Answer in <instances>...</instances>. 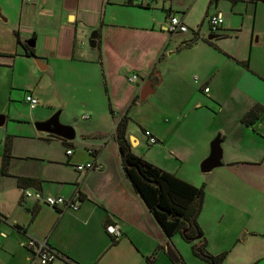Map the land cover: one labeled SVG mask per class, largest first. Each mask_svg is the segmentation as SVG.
<instances>
[{
  "label": "crops",
  "instance_id": "obj_1",
  "mask_svg": "<svg viewBox=\"0 0 264 264\" xmlns=\"http://www.w3.org/2000/svg\"><path fill=\"white\" fill-rule=\"evenodd\" d=\"M128 1L0 0L6 15L5 25H0L6 34L0 35V114L4 116L0 165L6 136L11 139V157L5 170L0 169V264H38L37 257L24 246L29 237L45 238L61 253L53 264H115L117 260L120 264H155L162 256L170 259L165 243L171 236L164 234L126 176L115 137L117 119L141 93L147 98L158 92L164 102L178 105L182 121L190 109L201 106L188 88L193 70L201 75H193L201 90L207 87L206 92L213 93L221 84L230 83L242 94L245 106L228 121L230 126L238 124V135L247 127L255 131L262 127L257 122L264 115L251 125L240 118L253 103L264 105V0H208L205 18L220 12L223 21L214 30L208 24L207 34L201 32L200 23V37L188 45L180 44L191 36L174 41L176 32L164 28L172 13L186 23L185 11L180 15L174 0H148L146 6ZM91 33L95 45L88 48L85 44ZM28 41H33V55L25 52L23 44ZM182 50L194 56L192 70L184 63L172 64L173 53ZM16 56L25 60L23 71L37 75L36 82L45 89L30 91L45 103L36 117L44 120L48 110L58 108L60 121L75 127L73 139L58 137L64 147L58 157L30 152L7 123L18 117L6 110L11 107L16 72H21L20 66H15ZM31 57L39 71L33 70ZM220 58L226 63L220 64ZM245 61L247 66L242 63ZM132 73L139 74L136 82L128 80ZM209 81L213 88L207 86ZM71 109L92 112L88 127H77L76 120H70ZM162 115L165 121L161 118V124L149 129L164 139L162 124H171L169 114ZM217 134L221 137L222 167L209 179L211 194L207 199L204 192L197 218L206 248L212 254L227 251L221 264H264V150L243 154L230 143L225 148L227 134ZM126 137L135 152L132 146L138 144L139 137L127 127ZM233 140L232 144H237V139ZM260 142L256 147L263 144ZM208 153L206 146L194 162L198 164ZM89 160L100 163L101 168L76 169V164ZM173 173L195 184L178 171ZM18 176L38 182L20 186ZM23 189L61 195L78 207L62 204L54 208L42 199L24 195ZM110 223L120 225L121 235L116 240L105 230Z\"/></svg>",
  "mask_w": 264,
  "mask_h": 264
},
{
  "label": "rangeland",
  "instance_id": "obj_2",
  "mask_svg": "<svg viewBox=\"0 0 264 264\" xmlns=\"http://www.w3.org/2000/svg\"><path fill=\"white\" fill-rule=\"evenodd\" d=\"M207 4L208 0H174V5L180 10L179 14L182 15L181 11H185L186 23L188 25L187 31L172 34L174 41L190 37L192 35L191 28H197L200 23L201 32L206 34L208 33V21L205 18V8ZM210 7L212 8V6ZM3 17L6 18V15L0 6V25H5ZM0 35L6 34H3L2 30H0ZM179 42L180 41H177V43ZM85 45L88 48L90 47L87 40ZM193 57L194 56H192L191 52L188 50L174 52L171 57L172 64L176 65L178 63H184L189 70H192L194 64H192L191 60ZM16 58L17 62L15 66H20L21 72H16L17 74L15 77L12 100L10 101L11 107L9 106L6 110L12 114V116L17 114L18 117H12V119L8 120L7 123L12 130L20 136L19 143L28 146V150L30 152H42L41 154H44V156L58 157L64 153V147L63 144H61V139L58 140V137L51 136L46 131L38 130L34 125L35 121L40 120L38 119L39 117H36L37 113L40 112V109H43V106L45 107L43 99L33 94L39 101L34 108H31L28 102L24 99V91L31 93L30 91L35 87L37 88V91L40 90L41 92L45 89L41 87V82H36L35 76L37 75L33 76L31 73L23 71L24 68H22V63H24L25 60H22L18 56H16ZM30 61L31 65H34L32 66L33 70L36 69L39 71V67L37 68L35 66L37 63L35 62L36 60L34 57H31ZM225 61L226 59H219L220 64H225ZM186 71L188 74L189 71L187 69ZM191 73L192 74L189 79L191 84L188 88L189 91L192 90L193 100H195V98L199 99L201 106H195L193 109H190V111H186L187 113L185 119L181 121V117L178 113L182 111H180L181 109L178 105H172L164 102L160 98V94L158 92L151 93L144 99L137 97L132 103V99L128 103H131V105L127 110V115L129 117L127 130L129 132H133L139 137L138 144L132 146L133 151H135L133 153L165 170L170 172L178 171L180 174L185 175V177L189 180L195 182L194 185L198 186L203 184L204 192L206 191L205 194H207V199H209V195L211 194L209 179L212 178L215 171L220 169L222 166H217L209 171H202L200 169V162L204 157L200 159L197 164L194 162L195 155L204 147L208 146L209 148L211 139L218 132L227 134V137L223 142V144H225V148L227 147L226 144L230 143L233 147H239L238 151L243 154L245 152L248 154L250 152L255 153L258 149H260L258 151L262 152L264 150V134L262 133V131L264 132V118L260 122H257V125L262 123L261 128L258 129L255 127L257 128V131L254 130V127H247L245 132H241L238 135V124L236 123L230 126L228 121L231 117H234L236 113L241 112L242 107L245 106L242 94L236 93L237 90L235 86L230 83H223L217 87V91L214 89L213 93H208L205 90H201L199 84L195 83L193 79L194 74H197L199 77H201V75L193 70ZM200 80L201 79H199V81ZM207 86H212L213 88V83L209 81L207 82ZM54 90L57 94H59L58 89ZM214 91L217 92V97H214ZM98 105L99 104H95L94 106ZM57 111L58 108L53 111L48 110L49 115H47V117H50ZM69 111L70 112H68L67 116L72 122L76 120L75 124L77 127H88L87 125L93 116L92 112L87 109L82 111L71 109ZM163 113L169 114V124H171H162V127L165 129L166 136L163 139L160 136L154 135L158 137L157 141L149 143L146 135L144 134V129L150 130L149 128L156 126L157 122L161 124V118L165 121L166 117H163ZM82 114L86 115V117L81 118ZM61 118V115L60 117L58 115V119L60 120ZM72 126L74 127V125ZM233 132L237 134L236 137H234ZM99 138L100 139L98 141H101L102 137ZM233 138L237 139V144L235 145L232 144L234 141ZM77 140H80L79 135L75 138L76 147L78 148L79 144ZM257 141H261L260 143L263 144L256 147ZM245 146L249 147V149L243 150ZM206 182L207 184H205ZM193 242H197V239L187 241L180 233H175L171 236V239L165 243V249L166 244H169L176 253L177 257L180 258L177 264H183L182 260H184L187 264H207L204 259L193 253L191 247ZM162 257L163 258L161 259H157L155 264H166L168 261L170 264L173 263L169 258H165L166 256ZM120 263L121 261L119 260L115 262V264ZM141 264L146 263L142 262Z\"/></svg>",
  "mask_w": 264,
  "mask_h": 264
},
{
  "label": "trees",
  "instance_id": "obj_3",
  "mask_svg": "<svg viewBox=\"0 0 264 264\" xmlns=\"http://www.w3.org/2000/svg\"><path fill=\"white\" fill-rule=\"evenodd\" d=\"M128 2H131V0ZM198 30L199 26L197 29H192L191 37L184 39L180 45H188L195 42L200 37ZM17 41H20L19 38H17ZM23 46L26 54H34L30 45L25 43ZM242 63L245 66L248 64L247 61ZM133 101L134 99H132L131 103ZM263 115L264 105L256 102L241 116V121L246 125H251ZM128 119L127 111L123 112L117 119L115 137L125 174L133 188L140 195L167 237L180 233L187 241L197 239V242H193L191 246L193 253L204 259L207 264H221L227 251H222L218 254L209 252L206 249V240L197 221L202 207L204 185H194L180 178L175 173L165 170L133 153L126 137ZM50 135L59 137L53 134ZM10 140V136L7 135L0 165L1 170H5L11 157ZM17 180L20 186L38 182V180L24 176H18ZM196 235H199V237L194 238ZM147 258L151 262V258L149 256ZM177 258L179 261L180 258Z\"/></svg>",
  "mask_w": 264,
  "mask_h": 264
},
{
  "label": "built area",
  "instance_id": "obj_4",
  "mask_svg": "<svg viewBox=\"0 0 264 264\" xmlns=\"http://www.w3.org/2000/svg\"><path fill=\"white\" fill-rule=\"evenodd\" d=\"M131 2L140 5L148 4V0H131ZM207 21L211 30L217 29L223 21L222 14L220 12L210 14L207 18ZM164 28L169 32H185L188 30L187 24L176 13L169 14L168 20ZM137 79V73H132L128 76V80L130 82H136ZM207 89V87H204L205 91ZM24 98L28 102L30 107H34L39 103L38 99L34 97L31 93H26ZM144 134L146 135L147 141L149 143H154L157 141V137L154 136L150 132V130L144 129ZM66 152L70 153L71 149H66ZM75 167L78 170L99 169L101 168V164L89 160L83 163H78L75 165ZM23 193L26 196H34L37 199H42L46 204L54 208H58V206L62 204H65L72 209H77L78 207V204L76 202H74L73 200H67L61 195H43L39 190L32 191L29 189H23ZM105 230L113 237V239H118V237H120L121 235V228L118 223H110L105 225ZM24 246L30 249L33 254L37 257L38 264H53L57 257H62L61 253L51 247L45 238L29 237L24 242Z\"/></svg>",
  "mask_w": 264,
  "mask_h": 264
},
{
  "label": "water",
  "instance_id": "obj_5",
  "mask_svg": "<svg viewBox=\"0 0 264 264\" xmlns=\"http://www.w3.org/2000/svg\"><path fill=\"white\" fill-rule=\"evenodd\" d=\"M28 45H33V41H28ZM88 43L91 46L95 45V34L91 33L88 38ZM145 94L141 93L140 99L145 98ZM58 111L55 112L50 117L44 120H38L34 122L35 127L38 130L46 131L47 133L57 135L65 139H73L75 136V130L72 125L62 123L58 119ZM4 121V116L0 114V124ZM221 137L219 134H216L209 143V153L208 155L200 162V169L202 171H209L212 168L219 166L222 156V148L220 145ZM199 235H196L194 238H198ZM166 252L170 259L174 262L177 261V255L174 250L170 247L169 244H166Z\"/></svg>",
  "mask_w": 264,
  "mask_h": 264
}]
</instances>
